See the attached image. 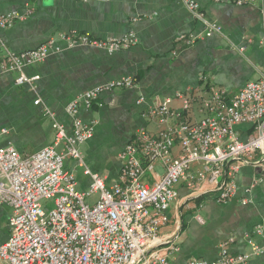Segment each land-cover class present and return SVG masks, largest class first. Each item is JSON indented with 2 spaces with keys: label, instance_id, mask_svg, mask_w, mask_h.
Returning <instances> with one entry per match:
<instances>
[{
  "label": "crops",
  "instance_id": "1",
  "mask_svg": "<svg viewBox=\"0 0 264 264\" xmlns=\"http://www.w3.org/2000/svg\"><path fill=\"white\" fill-rule=\"evenodd\" d=\"M195 1L210 21L222 27V34L207 36L205 23L182 0H0V15L32 11L0 31L9 50L20 53L50 40L61 48L25 69L27 75L41 76L35 90L16 84V73L0 74V126L10 130L0 148L11 143L22 154H31L52 145L55 133L47 109L72 132L66 110L72 101L96 86L130 76L136 87L104 92L97 104L80 109L85 122H95L93 137L80 146L84 163L112 184L121 171L119 153L137 129L145 127L157 135L166 127L145 115L151 108L170 99L168 107L180 111L184 104L180 94L208 96L212 88H222L233 95L258 80L264 67V0L244 5L232 0ZM71 31L99 39L134 32L137 44L114 53L92 46L70 47L60 34ZM3 56L0 51V60ZM140 95L146 100L138 105ZM38 98L42 101L35 104ZM205 116L201 105L194 104L184 118L194 123ZM177 121L170 117L168 124ZM250 127L240 129L245 133ZM66 165L74 170L80 191H85L91 177L76 160L68 159ZM235 180L236 195L223 203L214 193L194 191L183 183L177 186L180 198L170 209V222L160 230L179 247L172 264L216 259L223 242L234 254L251 252L249 237L262 244L254 231L264 224V169L240 164ZM11 214L10 207L0 204V245L10 237ZM0 264L8 263L0 260ZM249 264H264V251L253 255Z\"/></svg>",
  "mask_w": 264,
  "mask_h": 264
},
{
  "label": "built area",
  "instance_id": "2",
  "mask_svg": "<svg viewBox=\"0 0 264 264\" xmlns=\"http://www.w3.org/2000/svg\"><path fill=\"white\" fill-rule=\"evenodd\" d=\"M238 5L255 0H232ZM194 17L206 25V35L222 34V27L210 21L195 0H182ZM12 11L0 15V31L25 20L30 14ZM70 47L92 46L109 53L137 44L134 32L120 38L99 39L90 33H61ZM194 39L192 38L191 41ZM0 74L16 73L15 82L35 90L39 74L25 69L61 51L54 40L15 53L0 35ZM136 87L133 77H122L79 95L66 108L72 118V132L65 123L53 119L55 140L31 154H22L8 143L0 148V204L12 209L11 234L0 245V260L8 264H172L179 247L171 237L160 235L170 220V209L177 204L183 183L189 189L214 193L219 202L231 200L237 191L235 180L240 164L251 163L264 169V67L260 78L249 81L233 95L226 89L212 88L208 96L183 98V109L172 111L170 99L151 108L146 116L165 125L157 135L138 128L132 141L119 153L122 163L117 180L108 184L84 163L80 146L93 137L95 122L80 116L82 106L91 108L102 93ZM146 98L140 95L136 103ZM37 99L35 104L41 103ZM194 104L206 116L197 122L184 118ZM170 117L178 118L168 124ZM241 125L251 127L242 133ZM10 133L0 126V140ZM178 153L174 155V150ZM68 159L78 161L91 177L85 191L77 189L74 170ZM199 164V168H194ZM163 170V172H161ZM97 194L93 203L87 197ZM247 201H244L246 203ZM200 221L203 220L199 217ZM255 234L262 244L248 238L251 252L231 253L227 242L220 245L216 259L192 258L185 264H249L253 255L264 251V224ZM231 241V240H230Z\"/></svg>",
  "mask_w": 264,
  "mask_h": 264
},
{
  "label": "rangeland",
  "instance_id": "3",
  "mask_svg": "<svg viewBox=\"0 0 264 264\" xmlns=\"http://www.w3.org/2000/svg\"><path fill=\"white\" fill-rule=\"evenodd\" d=\"M67 163V162H66ZM72 168V167H71ZM79 171V170H78ZM77 177V176H76ZM77 189L78 190H80V187H78V184H77ZM96 197H97V194H93V195H91V196H88L87 197V202L89 201V202H91V203H93L94 201H95V199H96Z\"/></svg>",
  "mask_w": 264,
  "mask_h": 264
}]
</instances>
